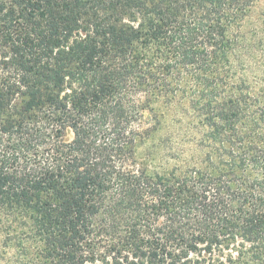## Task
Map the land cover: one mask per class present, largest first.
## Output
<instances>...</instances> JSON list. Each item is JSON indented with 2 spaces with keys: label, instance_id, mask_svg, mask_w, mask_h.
Masks as SVG:
<instances>
[{
  "label": "trees",
  "instance_id": "obj_1",
  "mask_svg": "<svg viewBox=\"0 0 264 264\" xmlns=\"http://www.w3.org/2000/svg\"><path fill=\"white\" fill-rule=\"evenodd\" d=\"M0 264H264V0H0Z\"/></svg>",
  "mask_w": 264,
  "mask_h": 264
},
{
  "label": "rangeland",
  "instance_id": "obj_2",
  "mask_svg": "<svg viewBox=\"0 0 264 264\" xmlns=\"http://www.w3.org/2000/svg\"><path fill=\"white\" fill-rule=\"evenodd\" d=\"M72 137H73V134L71 132L67 134V138L71 139Z\"/></svg>",
  "mask_w": 264,
  "mask_h": 264
}]
</instances>
